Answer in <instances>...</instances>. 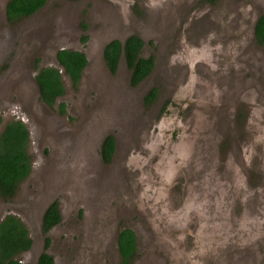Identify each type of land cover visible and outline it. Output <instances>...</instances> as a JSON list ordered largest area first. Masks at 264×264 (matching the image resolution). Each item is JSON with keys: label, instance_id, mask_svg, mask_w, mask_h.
Segmentation results:
<instances>
[{"label": "rangeland", "instance_id": "1", "mask_svg": "<svg viewBox=\"0 0 264 264\" xmlns=\"http://www.w3.org/2000/svg\"><path fill=\"white\" fill-rule=\"evenodd\" d=\"M8 1L0 132L11 120L25 125L31 172L0 199V221L19 217L36 244L19 262L35 264L46 238L54 264H120L117 235L131 230L129 264H264V45L252 36L264 0H46L13 25ZM134 33L146 43L141 58L153 57L136 86L122 58L110 74L101 54ZM59 50L86 58L76 86L57 67ZM49 67L64 89L51 107L35 82ZM108 136L115 149L104 163ZM51 202L61 221L42 235Z\"/></svg>", "mask_w": 264, "mask_h": 264}, {"label": "trees", "instance_id": "2", "mask_svg": "<svg viewBox=\"0 0 264 264\" xmlns=\"http://www.w3.org/2000/svg\"><path fill=\"white\" fill-rule=\"evenodd\" d=\"M46 0H9L5 6V17L9 24L32 16ZM257 34L263 36L264 18L259 19L256 26ZM141 41L137 37H129L124 45L118 42L109 44L103 57L110 73H114L120 54L123 55L127 68L131 71L130 84L137 85L151 70L152 61L138 57ZM56 60L73 86H76L81 71L86 65L84 55L76 51L61 50L56 53ZM35 82L41 101L51 107L64 89L59 70L42 68L35 76ZM154 92V91H153ZM149 93L145 102L148 103L154 93ZM62 106V105H61ZM60 111L62 113V108ZM1 124V119H0ZM28 130L19 120H11L4 124L0 132V199L9 201L16 195L19 185L30 175L31 163L28 155ZM114 150V139L106 137L101 145L100 155L103 162L108 163ZM61 221L57 202L48 205L42 215L40 230L42 235ZM43 252L36 264H54L52 257L46 253L49 241L44 238ZM32 240L22 220L15 215H6L0 221V264H20L18 257L28 252ZM119 253L124 264L134 252V236L129 230H123L118 236Z\"/></svg>", "mask_w": 264, "mask_h": 264}, {"label": "flooded vegetation", "instance_id": "3", "mask_svg": "<svg viewBox=\"0 0 264 264\" xmlns=\"http://www.w3.org/2000/svg\"><path fill=\"white\" fill-rule=\"evenodd\" d=\"M112 2H113V0H111ZM120 1V0H119ZM129 2H130V0H128ZM203 2H204V4H211V5H213L214 3H215V1L216 0H202ZM122 2V1H121ZM45 3H46V1H45ZM122 3H124V2H122ZM44 6H45V4H44ZM44 6H42L39 10H41ZM117 6V5H116ZM38 10V11H39ZM37 11V12H38ZM5 12V11H4ZM36 12V13H37ZM36 13H34V14H36ZM33 14V15H34ZM264 14V13H263ZM259 15L258 17H256L255 19H254V23H253V28H252V36H253V38H254V41H255V43L257 44V45H264V30H263V36H262V34L259 36L258 34H257V30H256V26H257V23H258V21H259V19H261L262 17L264 18V15ZM5 19H6V17H5ZM8 23V22H7ZM9 24V23H8ZM12 25V24H11ZM132 36H134V37H137V38H139V40L141 41V47H140V49H139V52H138V57L139 58H141V56H140V52H141V50L143 49V47H144V41L137 35V34H129V35H127L124 39H123V41H121V39H119V38H117V39H111V40H109L108 42H106L105 43V45L103 46V48H102V50H101V54H102V61L104 62V65H105V67L107 68V71L110 73V71H109V69H108V67H107V65H106V62H105V60H104V57H103V52L105 51V48L109 45V44H111L112 42H118V43H120V45H124V42H125V40L127 39V38H129V37H132ZM123 43V44H122ZM146 44V43H145ZM149 45H151V42H149L148 43ZM60 51V50H59ZM68 51H72V50H68ZM216 51V50H215ZM58 52V51H57ZM218 52V51H217ZM81 53V52H80ZM223 52H220L219 54L221 55ZM224 54H225V58H230V60L231 61H233V55H232V53H228V52H225L224 51ZM85 57V56H84ZM55 58H56V54H55ZM123 59V55L122 54H120V57H119V59L117 60V66H118V63H119V60L120 59ZM86 59V58H85ZM146 60H148V59H150L151 61H152V66H153V57H149V58H145ZM57 62V61H56ZM123 62H124V59H123ZM124 64H125V62H124ZM117 66H116V68H117ZM57 67H59V65H58V63H57ZM125 67L127 68V66H126V64H125ZM128 69V68H127ZM62 70V69H61ZM129 70V69H128ZM82 71H83V69H82ZM81 71V72H82ZM115 71H116V69H115ZM150 72V71H149ZM149 72H148V74L147 75H149ZM115 73V72H114ZM110 74H112V73H110ZM37 75V74H36ZM146 75V76H147ZM145 76V77H146ZM144 79V78H143ZM142 79V80H143ZM141 80V81H142ZM140 81V82H141ZM139 82V83H140ZM138 83V84H139ZM131 85V84H130ZM136 86V85H135ZM150 92H148L146 95H145V98L143 99V103L145 102V100H146V96L149 94ZM253 95H257V97L258 98H261L262 97V95H261V93L260 92H256V94H253ZM152 98H154V97H151L150 99H152ZM146 103V102H145ZM150 102H148V103H146V104H149ZM170 105V104H169ZM165 107V106H164ZM163 109L164 108H162V112H163ZM167 109V108H166ZM164 110V115H166L167 114V112L166 111H168V110ZM170 112V111H169ZM168 112V113H169ZM261 119L263 120V118H264V110H261ZM245 124H242L241 125V127H240V131H239V133L241 134L240 136L239 135H237V137H238V140H243L244 139V136H246V133H244V130H245ZM28 130V129H27ZM244 133V134H243ZM115 149V148H114ZM113 152H114V150H113ZM112 155H113V153H112ZM112 155H111V157H110V159H112ZM101 156V155H100ZM101 159H102V157H101ZM102 162H103V160H102ZM105 163V162H104ZM201 168H203V166L201 165L200 166ZM142 198H144V197H142ZM145 199V204H146V201H147V204H146V206H145V209L147 208L148 210H149V212L150 213H152V214H154V210H151L152 208H153V206L154 205H156V204H154V201L152 202L151 201V203H153V206L150 208V206L148 205L149 204V200L150 199H147V198H144ZM52 203V202H51ZM50 203V204H51ZM49 204V205H50ZM57 205H58V203H57ZM136 206H137V210H140L141 211V209H140V207L137 205V204H135ZM155 207V206H154ZM58 209H59V205H58ZM142 212V211H141ZM59 214H60V216H61V210L59 209ZM60 223V222H59ZM59 223L57 224V225H59ZM57 225H55L54 227H52L49 231H51L53 228H55ZM48 231V232H49ZM131 231V230H130ZM132 232V231H131ZM133 233V232H132ZM119 234L120 233H118V235H117V247H118V236H119ZM133 236H134V252L132 253V255L128 258V260H127V263L126 264H129L130 263V261H131V259L133 258V257H135V254H136V250H137V246H136V239H135V234H133ZM118 252H119V247H118ZM119 255H120V253H119ZM52 257V256H51ZM120 257H121V255H120ZM52 259H53V257H52ZM53 262H54V259H53ZM21 264V263H20ZM120 264H124V262H123V259H122V257H121V263Z\"/></svg>", "mask_w": 264, "mask_h": 264}, {"label": "water", "instance_id": "4", "mask_svg": "<svg viewBox=\"0 0 264 264\" xmlns=\"http://www.w3.org/2000/svg\"><path fill=\"white\" fill-rule=\"evenodd\" d=\"M123 44V43H122ZM45 209L46 208H44L42 211H41V213H40V216L42 217V215H43V213H44V211H45ZM33 239V238H32ZM31 239V240H32ZM34 241V242H33ZM35 240L33 239L32 240V243H31V246H30V249L29 250H31L32 251V249H34L35 248ZM38 245V244H37ZM41 250L38 252V254H34L35 255V264L37 263V259H38V257L40 256V254L43 252V247H44V241L42 240V243H41ZM39 247V246H38Z\"/></svg>", "mask_w": 264, "mask_h": 264}]
</instances>
